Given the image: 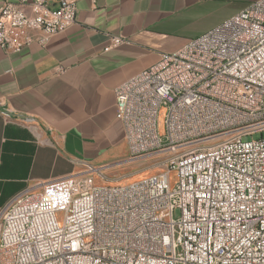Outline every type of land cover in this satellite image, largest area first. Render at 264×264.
<instances>
[{
    "label": "built area",
    "instance_id": "1",
    "mask_svg": "<svg viewBox=\"0 0 264 264\" xmlns=\"http://www.w3.org/2000/svg\"><path fill=\"white\" fill-rule=\"evenodd\" d=\"M76 13L74 0L6 1L0 48L62 33ZM115 95L128 160L164 170L99 183L107 172L90 166L26 187L0 208V264H264V0L162 52Z\"/></svg>",
    "mask_w": 264,
    "mask_h": 264
},
{
    "label": "crops",
    "instance_id": "2",
    "mask_svg": "<svg viewBox=\"0 0 264 264\" xmlns=\"http://www.w3.org/2000/svg\"><path fill=\"white\" fill-rule=\"evenodd\" d=\"M6 1L18 0H0V8ZM74 1L66 31L47 37L37 29L22 50L0 48V208L38 181L90 166L107 172L99 183L133 176L138 168L106 170L136 162L128 160L116 87L255 0Z\"/></svg>",
    "mask_w": 264,
    "mask_h": 264
},
{
    "label": "rangeland",
    "instance_id": "3",
    "mask_svg": "<svg viewBox=\"0 0 264 264\" xmlns=\"http://www.w3.org/2000/svg\"><path fill=\"white\" fill-rule=\"evenodd\" d=\"M163 119H164V115L161 114V118H160L161 125H162ZM161 131L163 132V125L161 126ZM254 136L255 137H260L261 134L257 133ZM159 161L160 160L157 159V158H149L145 162L142 161L140 163V162L136 161V162H134L132 164H130V162H128V164H126V165L124 163H122L121 166L119 168H116L115 170H110V169H113V167L112 168L110 167L109 169H106V170H108L109 173L110 172L113 173V172H119V171H121V172L131 171V170H134L135 168H138L139 171L135 172V174L133 176L129 177L128 180L126 178H123V179L119 180L121 183H128V182H132V180L135 181V180L141 178L143 175H147L149 173L160 172V171L164 170V166L159 164ZM141 167L142 168L146 167V169L140 170ZM172 175H173V177H175L174 176L175 173H173ZM115 182H118V181L115 180ZM175 216L176 217L179 216V210H177L175 212Z\"/></svg>",
    "mask_w": 264,
    "mask_h": 264
}]
</instances>
